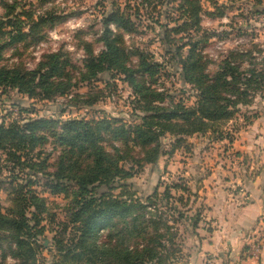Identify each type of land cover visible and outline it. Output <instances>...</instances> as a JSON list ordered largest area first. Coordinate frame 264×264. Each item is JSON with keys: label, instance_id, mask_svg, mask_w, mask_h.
<instances>
[{"label": "trees", "instance_id": "trees-1", "mask_svg": "<svg viewBox=\"0 0 264 264\" xmlns=\"http://www.w3.org/2000/svg\"><path fill=\"white\" fill-rule=\"evenodd\" d=\"M157 1L161 4L164 0H143L140 5L150 10ZM178 1L179 10L186 19L184 27L191 25L199 32L203 12L201 0H169L170 3ZM257 1L261 3L263 0ZM140 5L133 8L135 14H130L127 12L131 9L130 5L122 9L116 1L113 3L103 20L108 51L100 58L87 61L86 80L92 82L105 72L124 77L133 91L136 109L148 114L140 118L141 124L128 127L119 125L117 120L67 122L62 128L60 139L69 147L80 149L65 152L63 158L67 162L58 163L55 171H50L51 166L46 165V161L38 163L35 158L40 159L36 151L38 143L44 140L39 134L50 130L54 132L59 122L41 119L23 126L19 123L0 124V152L5 157L0 158V163H8L7 167L13 165L14 173L19 170L36 177H48L52 183L51 193L55 195L64 192L69 184L77 187L68 220L59 221L55 214L50 213L47 199L33 189L39 182L30 180L25 186L12 182L10 195L13 206L6 213L0 207V232L8 234L5 239L0 236V264H7L9 256L14 258V264H164L160 261L157 246L160 244V228H170L168 221L148 212L147 207L138 200H125L113 194L97 196L96 192L104 186L109 190L114 189L111 187L118 180L127 181L135 177L133 170L128 171L120 166L130 155L136 156L133 162L139 168L156 164L163 155L161 140L168 136L175 141L172 145L173 154L187 144L189 138L197 135H212L220 141L227 140L228 146L232 145L235 138L224 132L226 126L240 111V107L251 105L255 95L264 91V58L259 62L250 51L251 68L244 69L246 55L233 52L222 63L220 72L211 77L201 64L202 57L196 53L200 45L197 42L193 45L189 59L184 62L185 78L199 92L197 104L193 107L183 103L174 108L160 106L161 95L148 86L146 80V75H153L159 66L148 62L149 56L144 52H138L139 65L131 66L129 62L132 54L121 48L119 44L123 42L122 37L118 35L113 38L111 30L113 25L119 31L137 32L139 25L134 15L137 20L141 17ZM214 5L218 6L216 11L220 12L219 5ZM20 7L15 4L7 8L8 13L4 17H0V40L8 39V43L0 44V61L8 46L24 42L54 19L50 15L34 20L32 12ZM19 8L21 12H17ZM210 15L223 16L224 13ZM24 19L28 21L27 24ZM26 25L29 26L28 32L24 30ZM174 32L180 34L183 27ZM170 33L168 30L166 37L172 44L174 42ZM256 48V53L264 54L260 46ZM63 73L64 66L58 56H52L35 72L0 68V89L4 93L17 91L30 100L51 101L70 89V86L58 80ZM94 104L95 101H91L88 106ZM107 138H110V142L119 141L124 145L109 152L104 147ZM250 164L246 159L248 169ZM256 174L253 171L249 178ZM180 189L183 193L189 192L186 188ZM189 194L188 203L195 195L193 192ZM159 196L157 191L148 198V202L155 205ZM166 197L172 199L173 196L166 191ZM201 217L198 213L194 219L195 229L199 227ZM48 234L55 235L56 250L55 253L50 252L53 259L51 263L41 257V242ZM6 240L8 246L4 247Z\"/></svg>", "mask_w": 264, "mask_h": 264}, {"label": "rangeland", "instance_id": "rangeland-1", "mask_svg": "<svg viewBox=\"0 0 264 264\" xmlns=\"http://www.w3.org/2000/svg\"><path fill=\"white\" fill-rule=\"evenodd\" d=\"M115 1L122 9L130 5L131 9L127 12L135 14L133 8L139 6L143 0H0V17H4L8 13L7 8L15 4L32 12L34 20L50 15L54 17L24 42L8 46L0 61V68L27 72H35L45 62H49L52 56H58L63 63L64 73L58 80L61 84L70 86V89L66 94H58L54 100H30L19 95L17 91L4 93L0 89V124L19 123L23 126L41 119L59 122L54 132L50 130L39 134L44 140L38 143L36 154H40V159L35 160L38 163L46 161V165L51 166L50 171H55L61 161L67 162L63 158L65 152L80 149L71 148L60 139L63 134L62 128L67 122L117 120L119 125L134 127L142 123L140 118L148 116L147 113L136 109L133 91L124 81V77L105 72L99 74L92 82L86 80L87 61L91 58H100L108 51L103 20ZM201 3L203 12L199 32L191 25L184 27L186 19L179 10V1L170 3L169 0H164L161 4L157 1L154 9L150 10L140 5L141 17L137 20L134 15L135 22L139 25L137 32L119 31L116 27L111 29L113 38L118 35L122 37L123 42L119 44L121 48L132 54L129 62L131 66L139 65L138 52H144L149 56L148 62L159 66L153 75L150 73L146 75V80L148 86L161 95L162 101L158 103L160 106L174 108L177 104L183 103L185 106L193 107L197 104L199 92L187 82L184 72V62L189 59L193 45L197 42H200V45L196 53L202 57L201 64L211 77L220 72L222 63L233 52L246 55L244 69L251 68V57L248 56L250 51L259 62L264 58V54L256 53L258 46L264 50V0L261 3L257 0H201ZM214 4L219 5L220 12L216 11L218 6ZM20 8L17 12H21ZM217 13L224 15H210ZM24 21L28 23L26 19ZM181 27L183 32L175 34L174 30ZM24 30L28 32L29 26L26 25ZM168 30L174 42L172 44L166 37ZM6 43L7 38L0 40V44ZM91 101H95V104L88 106ZM263 110L264 91L255 95L251 105L240 107V111L226 126L224 132L235 138L240 133L239 128L248 127ZM217 138L212 135L194 136L174 154L171 153L174 139L170 136L163 138L161 140L163 155L156 164L139 168L133 162L136 156L130 155L120 166L128 171L133 170L135 177L127 181L118 180L111 187L114 189L109 190L104 186L96 192L97 196L113 194L117 197L122 196L125 200L129 198L138 200L147 207L148 212L168 221L170 228L163 226L160 228L158 241L162 245L157 246L160 261L164 264H209L206 261L208 258L206 254L200 255L201 261L199 257L196 258L200 254L197 245L199 243L194 240L198 228L195 229L193 224L201 211L202 216L204 205L197 203L198 187L194 186V177L192 178L188 170L190 155L194 154V150L199 152L210 150L214 153L223 151L226 155L225 167L230 168L229 178L234 179L236 175L244 178L253 172L245 165L248 159L245 156L237 157L231 151L235 158H231L232 160L228 158V141L225 139L220 141ZM123 145L119 141L110 142V138L104 143L109 152ZM130 145L134 148L133 143ZM1 157L5 159L4 154L0 152ZM254 159H248V163H251L250 168L256 165ZM7 166L8 163H0V169L2 168L0 207L4 213L13 206L10 195L13 189L11 183L25 186L32 180L39 182L33 189L42 198L47 199L50 213L55 214L59 221L68 220L76 199L75 185L69 184L64 192L55 195L51 193L52 183L48 177L43 175L36 177L27 172L21 173L19 170L14 173L13 165ZM177 186L179 189H176ZM234 186L232 190H238V185ZM180 188H186L195 194L191 197L190 203L189 192L183 193ZM157 191L160 196L157 203L152 205L148 198L154 196ZM166 191L172 194V199L166 197ZM262 228L263 226L252 233L251 244L258 235L264 233V229L260 230ZM0 236L5 239L8 234L0 232ZM54 237V234H48L41 242L43 248L41 257L50 261L49 263L53 260L50 252L55 253L56 250ZM3 246H8L7 240ZM14 262V258L9 256L7 264Z\"/></svg>", "mask_w": 264, "mask_h": 264}, {"label": "crops", "instance_id": "crops-1", "mask_svg": "<svg viewBox=\"0 0 264 264\" xmlns=\"http://www.w3.org/2000/svg\"><path fill=\"white\" fill-rule=\"evenodd\" d=\"M239 130L233 144L228 146V153L255 158L257 174L253 177L229 178L230 168L225 167L223 151L195 149L190 160L187 159L189 174L198 187L196 201L204 205L194 237L200 252L196 258L201 261L206 254L209 264H264V248L258 257H252L248 251L252 233L264 227V110L252 124ZM235 184L238 190H232Z\"/></svg>", "mask_w": 264, "mask_h": 264}, {"label": "built area", "instance_id": "built-area-1", "mask_svg": "<svg viewBox=\"0 0 264 264\" xmlns=\"http://www.w3.org/2000/svg\"><path fill=\"white\" fill-rule=\"evenodd\" d=\"M113 27H115V26L112 25L111 26V29ZM232 155L233 154L229 153L228 158H230V159L231 158L232 159L235 158V155H233V156ZM251 169L253 171H256V169L253 168V167ZM263 229H264V227L262 229H260V230H263ZM263 248H264V233L261 236L258 235L257 238L255 239V241L251 244V246H250V248L248 250L249 251V255H251L252 257H258L260 255V253H261V251H262Z\"/></svg>", "mask_w": 264, "mask_h": 264}]
</instances>
